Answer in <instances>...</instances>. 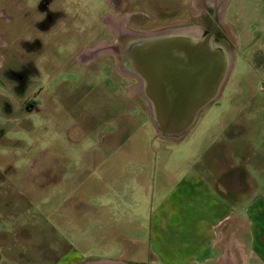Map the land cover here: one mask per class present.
I'll return each instance as SVG.
<instances>
[{
	"label": "rangeland",
	"instance_id": "374dc122",
	"mask_svg": "<svg viewBox=\"0 0 264 264\" xmlns=\"http://www.w3.org/2000/svg\"><path fill=\"white\" fill-rule=\"evenodd\" d=\"M206 2L0 0V264L219 262L203 261L211 227L236 209L213 127L235 73L181 137L159 134L147 75H130L164 40L203 41ZM120 29L159 38L126 44L125 71L108 48ZM208 38L231 54L232 36Z\"/></svg>",
	"mask_w": 264,
	"mask_h": 264
},
{
	"label": "crops",
	"instance_id": "0c3cea01",
	"mask_svg": "<svg viewBox=\"0 0 264 264\" xmlns=\"http://www.w3.org/2000/svg\"><path fill=\"white\" fill-rule=\"evenodd\" d=\"M206 4L214 7L207 18L216 32L234 40L230 114L229 118L221 116L222 121L213 128L217 135L215 161L219 162L222 153L229 160V172L220 178L218 187L231 201L236 196L230 201L236 210L231 214L230 209L228 217L224 209L216 227H211V253H215L203 261L218 257L216 264H238L239 258L241 264H264V19L257 26L254 20L264 12V0H207ZM220 95L221 90L214 100ZM224 228L229 229L228 235L222 233Z\"/></svg>",
	"mask_w": 264,
	"mask_h": 264
},
{
	"label": "water",
	"instance_id": "95a60500",
	"mask_svg": "<svg viewBox=\"0 0 264 264\" xmlns=\"http://www.w3.org/2000/svg\"><path fill=\"white\" fill-rule=\"evenodd\" d=\"M188 31L189 29H185ZM114 42L108 47L115 58L116 66L121 69L120 50L134 42H146L143 46L158 42V34H135L127 30L114 32ZM159 35H164L161 33ZM208 35L203 41L191 42L185 40H161L169 50V69H163L159 63L154 65L157 71L147 73L146 82L149 84L150 113L155 116L156 126L160 135L183 136L195 122L199 112L208 106L219 94L231 66V54L225 56L221 49H212L208 44ZM160 42V41H159ZM173 43V44H172ZM179 44L184 48V59L173 57L171 47ZM176 48L173 47L172 50ZM174 52V51H173ZM176 52V51H175ZM181 52V51H180ZM222 52V53H221ZM133 55V54H131ZM129 56V58L131 57ZM150 58V56L148 57ZM149 60V59H147ZM145 61V60H144ZM165 61V60H163ZM164 63V66L166 62ZM156 72V73H155ZM136 78L139 88L142 85L139 76L130 72ZM145 81V79H144ZM85 264H110L106 261H95Z\"/></svg>",
	"mask_w": 264,
	"mask_h": 264
},
{
	"label": "flooded vegetation",
	"instance_id": "af4514ba",
	"mask_svg": "<svg viewBox=\"0 0 264 264\" xmlns=\"http://www.w3.org/2000/svg\"><path fill=\"white\" fill-rule=\"evenodd\" d=\"M124 22V21H123ZM206 23H205V26L204 27H207L208 29L209 28H211L212 30H209V31H207V30H204L206 33H205V35H208V36H210V35H215L217 32H216V30H215V28H214V25H213V22L212 21H205ZM125 30V29H124ZM218 34V33H217ZM218 35H220V34H218ZM220 36H222V35H220ZM183 37V36H182ZM186 39V38H185ZM184 38H179V40H185ZM172 40V39H171ZM174 40H177V41H179L178 39H173L172 41H174ZM187 40H188V38H187ZM173 44V43H172ZM161 46V48L159 49V50H157V51H153L154 53H151L149 56H150V58H152L151 59V63H148L147 62V57H145L144 59H143V64L140 66V67H137V68H135V70H136V74L139 76V78H142V76L145 74V75H147V73H149V72H154V71H157L158 69L156 68L155 70H154V65L156 64V63H159L160 64V66L158 67V68H160L161 69V67L163 68V69H166V70H168L169 69V67H168V64L170 63V61L168 62V57H169V50L168 49H166V48H162L163 47V45H160ZM159 46V47H160ZM173 47H176V48H174L173 50H172V48ZM171 51H172V53L173 54H171V55H173V57L175 56V59L176 58H178V57H180V58H182V59H184L185 57H186V52H184V48L181 46V45H179V44H174V45H172V47H171ZM174 51V52H173ZM176 51V52H175ZM181 51V52H180ZM120 56H121V63H123L124 61H125V58H126V50H125V47H123V48H121V50H120ZM145 60V61H144ZM163 60H165V61H163ZM147 62V63H146ZM162 62H166L165 64H167L166 66H164V63H162ZM127 69H130V68H127L125 65H122L121 64V70H123V71H125V70H127ZM156 73V72H155ZM149 84L147 83V86L144 88L145 90H144V96H150L151 97V93H150V91H149Z\"/></svg>",
	"mask_w": 264,
	"mask_h": 264
},
{
	"label": "bare ground",
	"instance_id": "6f19581e",
	"mask_svg": "<svg viewBox=\"0 0 264 264\" xmlns=\"http://www.w3.org/2000/svg\"><path fill=\"white\" fill-rule=\"evenodd\" d=\"M113 24V23H112ZM119 24V23H118ZM122 24H123V21H122ZM114 25V24H113ZM123 27V26H122ZM113 29V28H112ZM115 29V28H114Z\"/></svg>",
	"mask_w": 264,
	"mask_h": 264
}]
</instances>
